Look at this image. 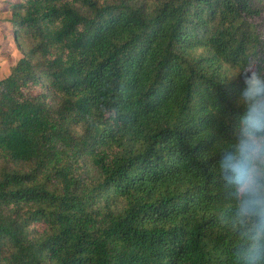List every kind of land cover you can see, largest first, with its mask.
<instances>
[{
  "label": "trees",
  "instance_id": "obj_1",
  "mask_svg": "<svg viewBox=\"0 0 264 264\" xmlns=\"http://www.w3.org/2000/svg\"><path fill=\"white\" fill-rule=\"evenodd\" d=\"M10 9L23 56L0 78V264H264V217L243 211L264 157L240 154L264 112L245 95L264 88L245 78L264 72V0Z\"/></svg>",
  "mask_w": 264,
  "mask_h": 264
},
{
  "label": "clouds",
  "instance_id": "obj_2",
  "mask_svg": "<svg viewBox=\"0 0 264 264\" xmlns=\"http://www.w3.org/2000/svg\"><path fill=\"white\" fill-rule=\"evenodd\" d=\"M246 82L249 84H259L264 81V72L245 75ZM264 94V88H256L255 90L249 89L245 94L250 99L252 97L260 96ZM259 102L253 105L250 109V114L246 117V123L249 125V132L246 134L247 139L242 142L240 154L248 152L251 157H264V136L256 137L255 132L257 130H264V112L259 111ZM225 167H231L237 174V182L243 179L247 173L245 169L241 167V162L237 160L235 163L226 164ZM244 188L246 190L247 199L244 202L243 211L249 216L264 217V192L261 188L264 185H258L255 183L253 177L249 176L245 181ZM255 247L251 248L247 253V259L251 262L256 259Z\"/></svg>",
  "mask_w": 264,
  "mask_h": 264
},
{
  "label": "rangeland",
  "instance_id": "obj_3",
  "mask_svg": "<svg viewBox=\"0 0 264 264\" xmlns=\"http://www.w3.org/2000/svg\"><path fill=\"white\" fill-rule=\"evenodd\" d=\"M13 1L0 0V78L9 75L12 67L23 56L16 40L15 26L11 22L10 6ZM116 205L117 209H121L123 202L118 200Z\"/></svg>",
  "mask_w": 264,
  "mask_h": 264
}]
</instances>
